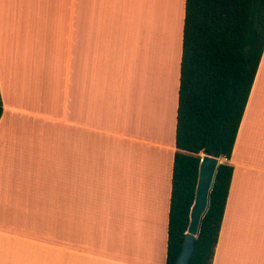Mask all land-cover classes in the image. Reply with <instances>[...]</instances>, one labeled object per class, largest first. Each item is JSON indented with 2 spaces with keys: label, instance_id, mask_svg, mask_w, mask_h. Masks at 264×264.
Instances as JSON below:
<instances>
[{
  "label": "clouds",
  "instance_id": "9594fccd",
  "mask_svg": "<svg viewBox=\"0 0 264 264\" xmlns=\"http://www.w3.org/2000/svg\"><path fill=\"white\" fill-rule=\"evenodd\" d=\"M174 0H0V264H156L145 117L173 61ZM220 264H264V178Z\"/></svg>",
  "mask_w": 264,
  "mask_h": 264
},
{
  "label": "trees",
  "instance_id": "16d2710c",
  "mask_svg": "<svg viewBox=\"0 0 264 264\" xmlns=\"http://www.w3.org/2000/svg\"><path fill=\"white\" fill-rule=\"evenodd\" d=\"M263 49L264 0H185L165 264L185 238L200 153L230 158ZM232 170L217 167L188 264L212 262Z\"/></svg>",
  "mask_w": 264,
  "mask_h": 264
},
{
  "label": "crops",
  "instance_id": "0c3cea01",
  "mask_svg": "<svg viewBox=\"0 0 264 264\" xmlns=\"http://www.w3.org/2000/svg\"><path fill=\"white\" fill-rule=\"evenodd\" d=\"M174 3L176 16L173 25L172 73L161 103L145 117L147 134H142V142L149 145L148 152L157 188L152 232L156 264H165L172 162L176 150L174 135L185 0H174ZM1 100L0 117H9L18 111L11 100L3 97ZM217 158L220 162L231 164L233 170L211 264H220L222 259L221 245L226 219L239 205H251L259 191V181L264 178V49L238 126L230 158Z\"/></svg>",
  "mask_w": 264,
  "mask_h": 264
},
{
  "label": "water",
  "instance_id": "95a60500",
  "mask_svg": "<svg viewBox=\"0 0 264 264\" xmlns=\"http://www.w3.org/2000/svg\"><path fill=\"white\" fill-rule=\"evenodd\" d=\"M219 163L221 162L217 157L206 153H202L200 156L194 200L189 212V224L175 264H188L192 255L194 241L199 233L202 217L209 205L210 191Z\"/></svg>",
  "mask_w": 264,
  "mask_h": 264
}]
</instances>
